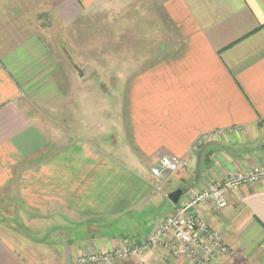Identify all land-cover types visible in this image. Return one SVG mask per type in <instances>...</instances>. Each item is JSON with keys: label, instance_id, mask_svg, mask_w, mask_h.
I'll list each match as a JSON object with an SVG mask.
<instances>
[{"label": "crops", "instance_id": "1", "mask_svg": "<svg viewBox=\"0 0 264 264\" xmlns=\"http://www.w3.org/2000/svg\"><path fill=\"white\" fill-rule=\"evenodd\" d=\"M49 29L79 38L66 37L75 57ZM88 37L98 61L80 50ZM66 77L116 102L119 127L50 135V115L71 118ZM163 156L190 167L156 179ZM260 166L264 0H0V201L25 216L0 217V264L132 250L175 207ZM188 211L227 246L216 264H264V181ZM113 264L196 263L153 244Z\"/></svg>", "mask_w": 264, "mask_h": 264}, {"label": "built area", "instance_id": "2", "mask_svg": "<svg viewBox=\"0 0 264 264\" xmlns=\"http://www.w3.org/2000/svg\"><path fill=\"white\" fill-rule=\"evenodd\" d=\"M189 167L185 159L163 156L151 167L150 172L154 178L163 179ZM256 181H264L263 166L236 173L221 183L210 185L192 197L187 205L175 207L174 212L164 218L141 246L107 255H88L80 258L76 264H113L118 259L128 258L132 252L141 254L153 244H162L173 256L186 257L196 264H216V259L221 255H230L227 246L218 233L204 221L190 215L188 210L207 201H211L217 209H223L228 205L230 191Z\"/></svg>", "mask_w": 264, "mask_h": 264}, {"label": "rangeland", "instance_id": "3", "mask_svg": "<svg viewBox=\"0 0 264 264\" xmlns=\"http://www.w3.org/2000/svg\"><path fill=\"white\" fill-rule=\"evenodd\" d=\"M49 32L51 36H54L55 40H58V38L62 39V44L66 46L70 58L75 57L72 53V47H70L67 40L78 44L79 38H74V35L70 33L69 37L66 36V40V37H61L63 33L58 31L53 32V30L50 29ZM95 43L96 41L90 39V37L79 43L80 50L84 52L86 59H94L95 61L101 59V54L97 53L99 51V45L93 46ZM66 71H70V68ZM62 75L64 77V74ZM65 88H67V91L70 89L66 114L71 116L74 121L71 118H68L67 115H65L66 117L58 114L50 115L45 124L50 135L56 133L58 136L64 135V137H72L74 135L87 137L91 130L98 133L102 132L108 134L111 131V127L115 130L119 127L118 123L115 120H111L109 117L111 110L117 111V103L109 98H98L95 95L96 91L94 90L92 83H72V81L70 79L68 81L66 77ZM108 91L114 95V90L109 89ZM31 114V116H34V112ZM0 217L12 218L17 222H21L24 220L25 216L21 214L19 207L15 203L7 199L5 201H0ZM158 225L154 230H156Z\"/></svg>", "mask_w": 264, "mask_h": 264}, {"label": "water", "instance_id": "4", "mask_svg": "<svg viewBox=\"0 0 264 264\" xmlns=\"http://www.w3.org/2000/svg\"><path fill=\"white\" fill-rule=\"evenodd\" d=\"M181 194H182V191L177 190V191L169 194L168 198L173 204H177Z\"/></svg>", "mask_w": 264, "mask_h": 264}]
</instances>
